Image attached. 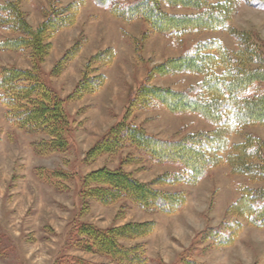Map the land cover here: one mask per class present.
Returning a JSON list of instances; mask_svg holds the SVG:
<instances>
[{
  "label": "trees",
  "instance_id": "16d2710c",
  "mask_svg": "<svg viewBox=\"0 0 264 264\" xmlns=\"http://www.w3.org/2000/svg\"><path fill=\"white\" fill-rule=\"evenodd\" d=\"M20 1L0 0V31L11 37L0 40V53L27 54L30 69L0 66V104L5 108L6 122L41 139L31 143L39 156L61 154L70 148V121L64 108L65 99L50 87L42 64L52 50V39L64 29L73 27L83 0L62 6L50 0L43 11L44 20L31 27ZM112 18L124 22L142 21L150 32L165 37H177L191 31H227L235 41L229 50L217 40L200 41L178 58L169 59L148 71L145 80L130 96L122 118L112 125L85 156L90 164L103 155L124 148L137 151L142 157L161 166L180 169L143 183L123 169L100 168L82 179L79 196L83 209L90 201L104 206L127 202L142 211L173 215L181 211L186 199L182 193L164 192L159 188L186 182L195 185L210 169L225 164L233 174L260 184L243 188L232 203L225 218L215 228L196 235L195 243L229 247L248 226L264 229V143L246 134L241 142L230 145L228 137L239 135L247 126L264 128V50L248 32L229 27L235 14V0H91ZM248 7L264 9V0H242ZM164 9H183L189 14H168ZM86 39H77L54 63L48 74L59 77L78 57ZM112 49L98 51L86 61L78 82L66 100L78 102L96 94L105 84L101 72L111 66ZM190 74L201 81L185 91H173L152 86L155 77ZM174 115L196 114L211 123L212 133L187 135L177 140H161L130 123V117L156 105ZM126 164L133 163L126 161ZM48 181V173L41 174ZM122 206L119 218L125 213ZM155 230L153 222L127 223L120 227L98 229L80 223L72 228L71 246L81 252L105 258L108 264H147L146 246L142 240ZM207 247V246H206ZM66 264H93L78 257H67ZM181 264H198L188 258Z\"/></svg>",
  "mask_w": 264,
  "mask_h": 264
},
{
  "label": "rangeland",
  "instance_id": "374dc122",
  "mask_svg": "<svg viewBox=\"0 0 264 264\" xmlns=\"http://www.w3.org/2000/svg\"><path fill=\"white\" fill-rule=\"evenodd\" d=\"M49 1H20V9L31 27L30 23L44 20L43 11L48 9ZM58 1L65 6L77 0ZM83 1L77 24L52 39V53L43 63L46 68L51 65L50 72L77 39H86L78 57L59 77L50 78L49 72H45L50 87L65 99L64 108L71 123L70 148L61 154H35L31 143L39 141L41 136L28 135L10 126L5 120V108L0 104V264H66L67 257L108 264L103 257L71 246L73 226L85 223L103 230L145 222L155 224L154 232L142 240L149 258L147 264H181V259L185 258L198 264H264V229L248 226L243 221L241 233L229 247L195 243L197 234L222 222L226 209L240 197L243 188L260 186L233 174L225 164L210 169L195 185L183 182L160 187L164 192L185 196L184 208L173 215L145 212L123 201L110 206L90 201L87 209H83L79 196L82 179L97 169L120 167L143 183L180 171L176 167L157 165L131 148L100 156L90 164L85 162L88 150L98 138L122 118L130 96L145 80L148 71L169 59L178 58L200 41L217 40L229 50L235 48V41L225 30L191 31L169 38L150 32L142 21L116 20L91 0ZM234 10L229 27L249 32L264 50V9L251 8L242 0H235ZM164 11L177 15L190 13L183 9ZM8 37L11 35L0 31V40ZM107 49H112L115 55L111 66L101 71L106 76L103 87L78 102L66 100L88 58ZM26 55L0 53V66L30 68ZM200 81V76L177 74L155 77L150 84L185 91ZM128 121L161 140L172 141L215 130L211 123L196 114L174 115L159 104L134 113ZM246 134L254 135L264 143L261 126L245 127L239 135L229 136L228 143H239ZM126 161L133 163L126 164ZM45 173L51 174L49 182L41 179V174ZM122 206L126 210L119 218Z\"/></svg>",
  "mask_w": 264,
  "mask_h": 264
},
{
  "label": "crops",
  "instance_id": "0c3cea01",
  "mask_svg": "<svg viewBox=\"0 0 264 264\" xmlns=\"http://www.w3.org/2000/svg\"><path fill=\"white\" fill-rule=\"evenodd\" d=\"M81 13H82V11H80V14H81ZM79 16H80V15H79ZM78 18H79V17H77V20H76L75 25H76L77 22H78ZM29 23H30V22H29ZM39 23H40V20L37 21L35 24H32V23H30V24L32 25V27H34V26H37ZM83 48H84V47H83ZM52 49H53V47H52ZM51 53H52V50H51ZM2 54H4V53H1V55H2ZM93 55H94V54H93ZM56 60H57V59H56ZM56 60H55V61H56ZM55 61H54V62H55ZM45 65H46V64H43V71L47 73V72H49L51 65H50V66L47 65V68L45 67ZM14 67H16V66H14ZM17 68H21V69H30L29 67H25V68H24V67H17Z\"/></svg>",
  "mask_w": 264,
  "mask_h": 264
}]
</instances>
